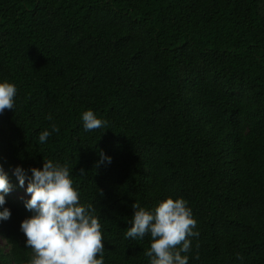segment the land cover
Masks as SVG:
<instances>
[{"label":"trees","instance_id":"16d2710c","mask_svg":"<svg viewBox=\"0 0 264 264\" xmlns=\"http://www.w3.org/2000/svg\"><path fill=\"white\" fill-rule=\"evenodd\" d=\"M5 80L17 89L0 114L11 191L17 166L30 177L44 159L67 164L104 264H150V234L125 236L132 205L169 197L197 221L189 264H264V0H0ZM87 110L106 127L85 131ZM101 152L111 163L97 168ZM10 192L0 264H27L20 225L34 213Z\"/></svg>","mask_w":264,"mask_h":264},{"label":"clouds","instance_id":"9594fccd","mask_svg":"<svg viewBox=\"0 0 264 264\" xmlns=\"http://www.w3.org/2000/svg\"><path fill=\"white\" fill-rule=\"evenodd\" d=\"M17 89L7 80L0 82V114L6 109L13 110ZM49 120L52 117L49 115ZM85 131L106 127L107 121L97 118L92 110L82 113ZM59 132V127L51 125L39 135V142L45 143L49 136ZM98 168L105 162L111 163V157L100 153ZM29 177L17 166L14 170L19 185L26 188L30 199L25 201L27 210L34 213L25 218L20 230L26 237L25 247L32 250L27 264H104V237L99 218L94 214L92 204L80 202V194L73 186L67 164L61 165L45 160L43 168H31ZM85 172L80 170V174ZM7 173L0 167V206L5 205V195L11 191ZM133 221L128 228L126 238L151 236L150 248L145 256L150 264H189V257L182 255L191 250V237H199L194 231L197 221L193 218L187 201L171 197L161 201L154 210H146L138 203L132 205ZM11 212L8 208L0 211V220L6 221ZM197 247L199 245L197 244ZM99 257V258H97ZM199 259V256H196Z\"/></svg>","mask_w":264,"mask_h":264},{"label":"rangeland","instance_id":"374dc122","mask_svg":"<svg viewBox=\"0 0 264 264\" xmlns=\"http://www.w3.org/2000/svg\"><path fill=\"white\" fill-rule=\"evenodd\" d=\"M26 188H27V183H25L24 187H22V189L19 192L16 193V192L11 191L10 193L12 195L19 197V198H22L26 201V200L30 199V195L27 194ZM0 245H2V246L5 245V242L2 239H0Z\"/></svg>","mask_w":264,"mask_h":264}]
</instances>
